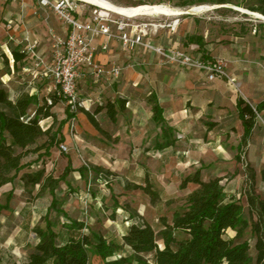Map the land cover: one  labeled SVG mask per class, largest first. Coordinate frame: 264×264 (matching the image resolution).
Wrapping results in <instances>:
<instances>
[{
    "label": "crops",
    "instance_id": "obj_1",
    "mask_svg": "<svg viewBox=\"0 0 264 264\" xmlns=\"http://www.w3.org/2000/svg\"><path fill=\"white\" fill-rule=\"evenodd\" d=\"M84 6L86 4L80 5L76 15L87 21L92 18L95 8L90 12ZM175 6L172 8L182 14L160 19L162 23H176L152 34L154 43L166 48H181L202 59L223 58L226 70L235 80L242 82L250 100L238 95L225 79L211 81L203 70L162 66L159 56L152 51L142 48L128 51L119 40L101 36L95 43L96 61L102 66H120L124 70L118 79L112 81L106 77L95 79L94 83L101 85L96 87L95 94L89 90H95L93 82L83 74L78 81L80 101L84 104L81 108L92 111L97 105L110 101L118 106L117 120L111 121L105 111L95 115L105 131L103 134L79 109L73 118L78 134L74 136L70 133L73 119H67L65 109L63 120L67 119V122L61 132L64 140L55 144L38 162H35L37 155L27 158L26 161L34 163L23 169L13 182L0 188L6 198L12 192L8 209L0 215V231L5 229L10 243L17 241L19 250L7 254L6 258L0 257V264H25L38 242L33 229L48 213L58 234L59 245L82 235H97L113 241L119 238L123 245V237L131 223H143L144 218L157 215L171 221L179 209L175 206L177 200L184 199L198 188L195 183L183 187V181L197 169L201 170L203 181L223 178L226 195L241 198L244 204L247 203L246 168L249 166L256 172V192L264 198L261 175L264 170V110L256 119L247 143L243 144L244 126L238 105L240 98L253 107L264 102V98L256 99L245 84L250 74L249 60L244 59L248 54L247 34L244 35L242 29L247 30L245 25L249 24H231L239 26L235 30L238 32L231 36L223 30L228 27L227 23L235 20L224 17L226 12L244 11L231 4L210 5L214 7L201 13L193 12L195 6ZM41 10L38 0H0V48L10 52L9 59L14 63L12 49L21 52L26 38L38 40L36 54L26 56L32 59L28 64L34 69L43 68L47 76L51 65L45 64L48 58L41 56L37 37L44 30L38 14ZM244 13L258 18L255 14ZM151 19L150 15L139 18L140 21ZM5 23L13 26L6 30ZM58 23L67 35V28L59 20ZM255 28L257 32L258 27ZM128 30L134 33V28ZM8 44L14 48L10 49ZM105 44L107 49H103ZM0 82L7 87L11 99L24 92L19 82L18 86L12 84L11 74L1 66ZM156 102L162 110V122L155 119ZM75 142L77 147H74ZM62 144L67 146V151L61 150ZM83 160L90 167H100L112 175L107 179L90 178L88 172L83 175L81 169L86 168ZM69 167L71 171L56 190L58 210H50L53 197L49 191L39 194L40 185L27 188L22 180L25 173L40 168L46 170L47 176L58 179ZM54 169L56 172L50 173ZM89 182L94 191L88 199L89 210L85 212L83 190ZM146 185L157 194L155 202L141 189ZM6 198L5 203L0 204H6ZM137 213L144 218L137 220ZM9 215L18 217L15 227L5 221ZM76 223L84 227L81 229ZM228 234L233 237L235 232L229 230Z\"/></svg>",
    "mask_w": 264,
    "mask_h": 264
},
{
    "label": "trees",
    "instance_id": "obj_2",
    "mask_svg": "<svg viewBox=\"0 0 264 264\" xmlns=\"http://www.w3.org/2000/svg\"><path fill=\"white\" fill-rule=\"evenodd\" d=\"M163 2L158 0V3ZM175 4L180 7L233 4L264 16V0H177ZM11 53L14 68L18 69L27 56L17 49H12ZM3 57L9 63L5 54ZM61 101L62 98L57 95L41 101L37 92L31 94L27 91L11 99L7 87L0 82V188L13 182L23 169L34 163L26 161L30 155H37L35 162H38L48 155L55 144L64 140L62 129L67 119H73L77 114L71 112L69 106H66L67 119L60 122L56 131L52 125L45 128L41 124L43 120L53 117L52 108ZM238 105L244 126L242 143L246 144L258 114L264 110V102L253 107L240 98ZM80 110L103 134L105 131L95 115L105 111L109 119L116 122L119 112L117 104L110 101L97 105L92 111L85 108ZM154 112L155 119L159 118V122H162V110L157 102ZM90 169L92 178L107 179L112 175L100 167ZM246 169L247 208L241 198L226 195L223 178L203 181L201 170L197 169L183 181V187L195 183L198 188L183 199V205L171 221L162 217L158 230L146 221L131 223L123 237V245L129 247L132 254L120 258L115 256L123 245L102 236L72 237L64 245H59L58 234L48 213L42 218V224L33 229L38 242L31 249L25 264H91L94 256L100 257L105 264H148L146 255H151L153 264H264V198L256 192L255 170L249 166ZM70 171L69 167L56 179L47 176L46 170L41 169L25 173L22 180L27 188L40 185L39 194L49 191L53 197L50 210H58L56 190ZM87 172V168L81 169L83 175ZM261 175L264 180V170ZM141 189L153 202L158 198L150 185ZM11 199L12 192L7 196L6 204H0V215L8 209ZM76 225L81 229L84 227L80 223ZM229 230L235 232L233 237L229 236ZM177 232L187 237L178 241L175 235ZM247 232L251 234L253 245L249 239H245ZM252 249L255 254H251Z\"/></svg>",
    "mask_w": 264,
    "mask_h": 264
},
{
    "label": "built area",
    "instance_id": "obj_3",
    "mask_svg": "<svg viewBox=\"0 0 264 264\" xmlns=\"http://www.w3.org/2000/svg\"><path fill=\"white\" fill-rule=\"evenodd\" d=\"M38 1L44 11L51 10L63 26L67 28L65 41L52 34L55 38V50L52 55L50 72L54 78L55 95L65 101L71 112H78L84 106L80 101L78 90V81L83 74L90 73L96 78L106 77L108 81H112L118 79L124 70L120 66H102L96 61L95 43L101 36L119 40L122 47L128 51L139 48L152 51L159 56V64L162 66L178 65L203 70L208 74L211 81L222 78L236 85V80L226 70V61L223 58L202 59L181 48H166L155 44L151 35L157 34L162 27H173L176 23H162L160 19L163 16L161 15L152 14L150 16L153 19L148 21L139 20L140 17L146 16L143 12L134 16L116 15V18H113L112 14L102 15L98 7L79 0ZM79 3L95 8L90 20L83 21L77 17ZM129 27L134 28L133 34L129 32ZM25 41L26 43L21 46V52L35 55L39 41L28 38ZM107 48L108 45H103V49ZM70 125L72 128L75 127L74 119ZM60 148L63 151L68 150L64 144ZM83 165L88 169L89 177L92 178V171L88 162L83 160ZM90 189L91 182L87 184L83 197L86 206L91 195Z\"/></svg>",
    "mask_w": 264,
    "mask_h": 264
},
{
    "label": "rangeland",
    "instance_id": "obj_4",
    "mask_svg": "<svg viewBox=\"0 0 264 264\" xmlns=\"http://www.w3.org/2000/svg\"><path fill=\"white\" fill-rule=\"evenodd\" d=\"M117 5H121V6H125V7H131V6H137L140 4H163V3H158V0H109ZM177 0H165V5L170 6V7H176L175 6V2ZM238 2H240V0H237ZM163 4V5H164ZM80 7V3L78 4ZM234 7H237L236 5L231 4ZM199 6V5H198ZM85 8L88 9V11H92L94 9L93 6L90 5H86L84 6ZM240 8H244V7H240ZM42 11V12H41ZM39 14L40 20H41V24L43 27V31L40 32L39 34H37V37L40 40V44H41V51H42V55L44 58H48L47 61H44L45 64H47L48 66H50L52 64V55L54 53V44H55V38L53 37L52 34H54L56 37L61 38L63 41L66 40V34L64 32V30L59 26L58 20L56 18V16L53 14L52 11H44L41 10ZM37 14V15H38ZM232 17V19L234 21H231L230 23H227L226 29H223L225 31V34L228 36L233 35L234 33L238 32L235 31L239 28V26H232L231 24H249V25H245L247 27V30H243V34L246 35V39L247 41H245V43L247 44V56L246 58L244 57V59H248L249 61V79L247 81H245L246 86L248 85V90L256 96V99H261L264 98V20L263 19H259L254 17L253 15H248L245 14L244 12H238L235 10H229L228 12H226L224 14V17ZM113 18H116L115 14H112ZM13 26L12 23H5V29L8 30L9 26ZM258 27V30L256 32V28ZM10 49L11 47L14 48V46L11 44H8ZM6 55L8 58V62L7 64H5V58L3 57V55ZM10 56V52L7 51L5 49V51L3 49L0 48V66L3 68L4 71H7L11 74V80H12V84H14V86H18V82L21 84V88L23 89V91H27L30 93H38L39 99L41 101L46 100L47 98H50L51 96L55 95L54 92V78L52 73L49 71L48 75L45 76V71L43 70V68L40 67H34L30 64H28V62L32 59H26V61L20 65L18 67V69L14 68V63L11 61V57ZM43 58V59H44ZM226 59V58H225ZM40 63V60H39ZM49 63V64H48ZM31 69L28 70L29 66ZM33 68V69H32ZM228 72V71H227ZM228 74L230 75V73L228 72ZM231 76V75H230ZM232 77V76H231ZM233 78V77H232ZM86 79L90 80L93 82V87H95L93 89H89L91 91V93H96V87L101 86L100 84L96 85V83H94V80L97 79L93 74L87 73L86 74ZM230 85H232V88L235 90V92L242 96L245 99H249L248 98V92L246 91V89L243 87L242 82H240L239 80L236 79V85L231 84L227 79H225ZM89 85V84H88ZM59 97V96H58ZM250 100V99H249ZM254 103V102H252ZM254 105V104H253ZM94 108V107H93ZM65 109H66V104L65 101L62 99L61 102H58L53 108H52V113H53V117L49 118V119H45L41 122V124L47 128L50 125H52L54 127V129H56V127L58 126L59 122L63 119H65ZM70 133L74 136H78L77 131L74 128L71 127L70 125ZM237 134V132H236ZM76 143L74 144V147L76 146ZM32 157H34L33 155H30L28 158L32 159ZM36 168V167H35ZM41 169V168H40ZM39 169V170H40ZM35 170H38L35 169ZM56 170L54 169L53 172L50 171V173H55ZM86 188L87 185L85 186L83 193L86 192ZM94 186L91 183V189L90 192H93ZM77 190V189H76ZM32 192V191H31ZM91 194V193H90ZM34 195H32L31 197L33 198ZM80 197V195H79ZM5 198H6V194H4L3 192L0 191V203H5ZM91 198V195L90 197ZM50 200V197H49ZM181 200V201H180ZM183 199H178L177 203L175 204L176 207L180 208L183 205ZM83 204H84V211L86 212V210L88 209V206L90 205V202L87 203V206L85 204V201L83 199ZM246 207L247 203L245 202L243 204ZM247 211V210H246ZM87 215L89 214V211H87L86 213ZM138 214V213H137ZM135 215L137 220H141L144 217H142L141 215ZM162 217L157 215L155 217H146L144 218L146 222L150 223L155 229H159L161 226L160 223V219ZM168 220H170L168 218ZM6 222H10V226L11 227H15L18 224V217L14 216V215H9L6 220ZM42 224V223H41ZM9 227V226H8ZM3 233V234H2ZM230 235H232L233 233L230 232ZM176 235V239L178 241L184 240L187 236L185 234L182 233H175ZM9 233L6 234L5 229L0 231V257L2 258H6L5 256L9 253L12 252H19V250L16 248V243L17 241L14 242V244H11L9 239H8ZM245 239H249L251 244L253 245V240L251 239V234L249 232H247L245 234ZM116 242L121 243V240L119 238L115 239ZM132 254V251L130 248L126 247L123 245L122 250L118 252V254L115 256V258H120L122 256H129ZM251 254H255L254 250H251ZM146 259H148V264H153L151 261V255H146L145 256ZM91 264H105L103 262V260L98 257V256H94L92 258V263Z\"/></svg>",
    "mask_w": 264,
    "mask_h": 264
},
{
    "label": "bare ground",
    "instance_id": "obj_5",
    "mask_svg": "<svg viewBox=\"0 0 264 264\" xmlns=\"http://www.w3.org/2000/svg\"><path fill=\"white\" fill-rule=\"evenodd\" d=\"M79 1L98 7L102 15L115 14L120 16H134L143 12L145 15L158 14L165 17H179L182 14V11L163 4L145 3L137 6L125 7V6L117 5L109 0H79ZM213 7L214 6H210V5H199V6H195L192 10L195 13H201L212 9ZM240 10L250 13V11L244 8H240ZM255 16L264 20V16L261 14L256 13Z\"/></svg>",
    "mask_w": 264,
    "mask_h": 264
},
{
    "label": "water",
    "instance_id": "obj_6",
    "mask_svg": "<svg viewBox=\"0 0 264 264\" xmlns=\"http://www.w3.org/2000/svg\"><path fill=\"white\" fill-rule=\"evenodd\" d=\"M248 11H249V10H248ZM250 13H251V14H256V13H254V12H251V11H250ZM257 14H259V13H257Z\"/></svg>",
    "mask_w": 264,
    "mask_h": 264
}]
</instances>
